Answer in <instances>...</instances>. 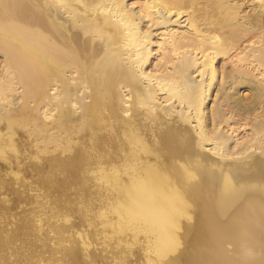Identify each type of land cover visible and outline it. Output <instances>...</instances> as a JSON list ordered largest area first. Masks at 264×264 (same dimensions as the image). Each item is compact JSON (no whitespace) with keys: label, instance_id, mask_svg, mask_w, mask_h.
<instances>
[{"label":"bare ground","instance_id":"1","mask_svg":"<svg viewBox=\"0 0 264 264\" xmlns=\"http://www.w3.org/2000/svg\"><path fill=\"white\" fill-rule=\"evenodd\" d=\"M263 82L264 0H0V264H264Z\"/></svg>","mask_w":264,"mask_h":264},{"label":"rangeland","instance_id":"2","mask_svg":"<svg viewBox=\"0 0 264 264\" xmlns=\"http://www.w3.org/2000/svg\"><path fill=\"white\" fill-rule=\"evenodd\" d=\"M255 73L258 74V71L255 72ZM258 77L260 78V76H258ZM263 85H264V82H263ZM236 127H237V132H238V133H236V136H238L239 138H241L242 136H244L245 134H248V133L250 132V129L247 127V125H245V126L243 125L244 128H243L242 126H241L240 128H239V126H236ZM245 127H246V128H245ZM245 129H247V130H245ZM242 130L244 131V133H243ZM5 163H6V162H5L4 160H3V161L0 160V164L3 165V164H5ZM2 165H0V169H1L2 171H4L3 168L5 167V169L7 170L8 165L5 164L7 167H6L5 165H4V167H3Z\"/></svg>","mask_w":264,"mask_h":264}]
</instances>
